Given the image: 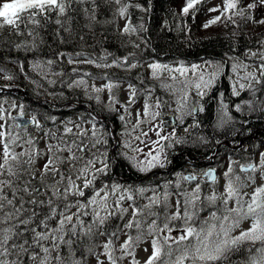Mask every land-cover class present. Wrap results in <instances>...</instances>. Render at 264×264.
Instances as JSON below:
<instances>
[{"label": "trees", "instance_id": "1", "mask_svg": "<svg viewBox=\"0 0 264 264\" xmlns=\"http://www.w3.org/2000/svg\"><path fill=\"white\" fill-rule=\"evenodd\" d=\"M225 1L236 5L230 9L232 15L226 20L227 29L217 27L204 29L199 19L204 15L206 3L202 6L198 3L184 13L179 0H120L119 3L116 0H71L67 15L59 16L60 24L55 23L58 17L54 12L50 19L42 20L39 27L31 24L27 27L21 25L19 33L9 27L0 30V71L4 72L5 79L11 77L7 79V87L19 88L13 95L23 99L26 102L25 108L34 110L46 119L49 125L53 123L52 119L59 120L80 114L98 117L107 131L106 143L103 146L109 148L106 156L107 173L100 172L99 180H103L104 183L127 182L133 188L141 184L160 185L165 180L164 176H168L166 172L154 170L143 178L145 174L138 171L130 162L120 142L121 122L113 115V111L108 110L102 103L82 98L81 91L71 86L69 82L75 76L86 74L95 77L103 75L113 77L111 76L113 72L114 75H125L124 70L123 73L114 67L98 70L96 63L101 61L114 60L120 63L136 61L137 63H133L138 67L134 68L137 73L141 72L138 62L144 63L151 58L160 62L199 60L221 62L233 56L242 57L252 49L261 47L264 49L262 45L264 27L261 28L252 21L250 13L252 10L247 7L252 2ZM125 5H128L130 10V21L131 25L136 27L135 32L125 33L117 27L116 18ZM241 9H244L243 15L240 14ZM71 57H85L86 60H95V64L83 61L77 63L75 60L71 61L69 59ZM35 63L47 64L45 66L47 71L33 68ZM133 74L135 72L131 73ZM228 74L225 68L211 91L204 96V110L197 113L194 127L177 131L170 138L165 151L167 159L174 158L175 171L184 168L187 159L197 167H202L214 163L215 156L221 154L237 155L242 161H251L256 157L258 150L264 147V74L259 83L255 84L253 95L244 90L235 96ZM1 86L5 85L1 84L0 88ZM252 96L254 107L244 106L238 111L232 106L234 102L236 105L247 102ZM222 100L230 104L228 110L234 119L226 124L227 127H224L225 125L219 127L217 124L219 103ZM86 107L89 111L85 109ZM204 141L205 144H198ZM79 145V148H83L80 142ZM91 154L84 153L82 158L90 157ZM77 156L81 157L78 153ZM61 158L67 159L64 155H61ZM82 158L75 164L58 163V169L66 177L73 176ZM166 166L168 167V164ZM33 167L29 170L36 174ZM52 178L49 175L48 180H44V185L54 184L55 182H51ZM24 179L30 180L31 186L42 184L39 182L40 177L32 179L25 175ZM16 187L22 188L23 183H18ZM18 194L25 201L27 194L23 192ZM48 197L39 195L37 199ZM52 199L56 207V216L50 217L48 208L49 210H45L41 217L32 218V222L27 226L29 229L49 231L56 228V221L64 211L65 203L71 200V196H68L67 201L61 198L58 203H55L56 197ZM163 212V209H157L158 214ZM119 218L120 213L114 211L103 225L91 228V231H88L89 225L79 226L75 232L72 231L73 228L67 226L63 238L65 241L70 240L71 244L60 241L55 251H51L53 243L48 239L42 240L40 245L32 243L33 234L29 231L25 236L29 240L28 251L20 255V264H32L34 262V259H31L32 255H38V259H35L38 261L42 255L44 257L41 245L50 249L47 254L48 264H88L89 252L96 247L97 230L103 231L102 234L113 239L114 236L110 234L120 227L117 225ZM42 220L47 224V229L40 225ZM139 227L144 229V222ZM134 229L130 228L131 233ZM81 246H84L83 250L80 249ZM249 248L254 249V245L250 243L242 245L239 251L233 253L231 264H245ZM8 258L11 260L16 257Z\"/></svg>", "mask_w": 264, "mask_h": 264}, {"label": "rangeland", "instance_id": "2", "mask_svg": "<svg viewBox=\"0 0 264 264\" xmlns=\"http://www.w3.org/2000/svg\"><path fill=\"white\" fill-rule=\"evenodd\" d=\"M179 1L182 2L181 6L183 8L186 7L189 2H191L193 6L198 3L199 6H202L206 3L207 6L203 11L204 15H202L199 19L201 27L204 29H211V27L227 29L226 20L231 18L232 13L227 7L228 3L225 0ZM0 2H2V0H0ZM249 2L256 5L251 9L252 12H250L252 15V21L259 27H264V23L259 22L264 20V5L260 4V0H249ZM213 8H217L218 10L210 11V9ZM217 16L220 17V20L209 24L208 27L204 26L210 20H215ZM262 45L264 46V42ZM69 59L71 61L75 60L77 63L86 60L85 57H71ZM153 63H158L167 67H162L161 69L156 70L157 75L154 76L153 69L149 67V65ZM132 64L134 63H128V61L123 63H114V60L97 62L96 65H101L100 67H96L98 70H107L114 67V69H117L120 72H123L122 70H124L125 75H114V72L111 75L113 77L107 75H103V77L90 76L89 74L79 75L73 77L69 84L81 91L80 93L82 98L102 103V105H104L108 110L113 111V115L117 116L121 122L119 135L120 142L124 146V151L129 156V160L132 165L147 177V173L159 170L160 168H165L156 166L147 171L142 170L147 165V162L151 160L152 156H157L159 154V158L165 161L164 165L168 164L172 160V158L167 159L165 151L170 139L162 140L160 139V136H168L172 138L173 133L175 134L177 131H181L183 129L189 130L191 127H194L196 114L204 110V96L211 91V88L215 85L217 78L225 68L228 70V76L231 79L234 96L235 94L242 93L244 90H248V92L253 95V88H255V84L259 83L264 74V69H261V65L264 64V49L263 47L252 49L242 57L233 56L228 60L221 62L214 60H201L194 63H188L181 61L160 62L149 60L146 65H144L147 75H144L141 70V72L136 73L134 69L135 67H130ZM103 65L112 66L104 67ZM193 65H197L198 67L193 69ZM233 65H236L235 69H233ZM45 66H47V64H33V68H41V70L47 71ZM175 69H188V71L181 74V71H175ZM32 72L43 76L35 71ZM130 72H135V74L131 75ZM213 73L218 74L213 76ZM137 74L139 75L137 76ZM201 75H203L204 81H212L209 87H203V83L200 80ZM153 78L159 80L157 88L154 86H145L147 80H153ZM80 81H83V83H80ZM108 83H112L113 85H116V87H113L112 90L109 91L104 88V85ZM197 84H201V88L198 89L196 87ZM241 85H243V87H241ZM96 88H101L103 90L96 92ZM133 90L135 91L134 96L132 95ZM201 93H203V95H201ZM19 101V99H13L8 96L2 100L1 104L3 106L8 105L9 107L5 106L6 108L4 113L0 117V125H4L3 128H0V132H6L10 135V137L18 138V146H14V150L17 153L25 150H36L43 153L35 158L33 163L34 167L33 165L31 166L34 171L40 174L43 170L44 164L52 155V152H55L57 147L65 148V145L70 146L76 156L78 153L81 156L80 159L84 156V153L85 155L92 153L90 157H86L84 159L82 158L83 160L81 161L80 166H77L78 169L83 168L87 161L93 159L96 161L95 168H101L104 166L101 164V161L106 163V156L109 150L108 147L103 146V144L106 143L105 137L107 136V131L104 130L103 123L98 120V117L93 118L89 117V115L83 116L80 114L78 116L65 117L59 120L52 119V125H49L46 119L41 118L39 123L40 127L22 129L17 126V123H15L13 118L14 114H17L20 111V108H15ZM253 101L254 96H252V99H249L247 102H241L237 105L234 102L232 106L236 110L240 111L244 108V106H249L250 108L254 107ZM157 104H159L158 107ZM146 105L149 106L147 113H145ZM219 105L220 111L218 110L219 117L217 119V124L219 127L224 125V127H227L226 124L234 120L228 110L230 104H227L222 100ZM19 106H23V111H25L24 105ZM237 106H239V108H237ZM193 108L196 109V113L195 111H192ZM85 109H88L89 111V108L86 107ZM82 111L84 110L82 109ZM156 113H159V115H156ZM169 113L174 114L176 118V122L172 128L164 126V121L166 119L163 117ZM28 114L35 116L32 112ZM9 127L10 131L7 132L5 128L8 130ZM66 127L71 128L72 132H66ZM93 131L96 132L95 135H93ZM157 132H159V136L157 135ZM82 137H84V140H82ZM29 139L34 141L32 145L27 143ZM97 141H99V143ZM79 142L81 143V146H83V151H80ZM49 145L53 146L51 151H49ZM161 148H163L162 152ZM2 153L3 145L0 144V160L3 158ZM149 153H151V155H149ZM261 153H264V147H261L258 150L256 157L253 160L243 162L240 161L239 158L231 155L221 154V156H215V162L213 165L218 170V178L217 181L213 183L205 181V179H203L202 182L200 180H184L182 178L187 176L188 173L192 176L195 174L203 177L200 172L206 171L209 167L207 164L199 168L194 167V170L188 173H177L174 176L166 174L168 176H164L165 180L162 184H141L135 190L130 189L128 187L130 185H128L127 182H123V184H119L117 182L104 183L103 180L98 179L100 172L95 173L93 184L88 188H85V177L81 176L79 179L75 178L77 169L73 172V176H71L76 185H78L84 192V195L78 196L70 194L71 200L69 201V204L75 205L77 201H79L80 204H88L87 208L82 209V211L87 212V215L79 216V219L74 216L71 223H66L63 226H60L58 223L61 218V216H59L56 221L57 226L56 228H53L57 230L55 235L63 236L65 228L67 226L73 228V225H75V229L79 226L86 227L87 225H89V229L98 228L101 225L96 220L95 211H99L101 216H105L108 213L112 214V212L116 211L120 213L119 223L117 224L120 225V227H118L117 231H114L117 235L111 239L109 236L102 234L103 231L97 230L95 243L96 247L94 250L89 252L88 264H98L97 258H99L103 264H112V261L108 259V254L104 248V245L108 243L109 239H111L112 242L110 249L111 256L115 259L116 264H136V262H138V264H146L148 258L153 254V240H157L161 247L160 257L154 262V264H173V261L181 255V250L188 244V242L185 241L180 246L173 243L171 240L165 242L163 239L164 236L169 235L167 230L164 232H152L150 234L149 227L152 225L153 221H155L159 227H163L165 217L172 215L176 211L178 199L176 195L179 194L180 190L184 191L182 192L183 197L186 194L193 193L197 185H199V195L201 200L204 197L212 195L214 192L218 195L224 194L225 184L227 182L224 174L228 171L230 163L233 169V175L239 176L240 180L244 184V186L240 188V196L246 209L247 203L251 201L252 194L255 189L264 185V171L258 170L255 173L242 171L241 166L259 164ZM61 155L69 157L71 153L67 150H64L62 153H57V156L60 159H62ZM58 166L59 165L57 163L55 167L58 168ZM95 168L90 169L87 173L88 179H92V174L95 171ZM103 173H107V170ZM248 176H253L254 182L247 180L246 178ZM58 180H60V177L57 175L55 179H51V182ZM66 185L67 181L59 184L58 187L63 190ZM113 186H118V188L113 191ZM140 189H143L144 191H140ZM97 191H100V196L96 197L98 204H89L90 199ZM105 193H108L106 206L100 202V197L104 196ZM165 193L168 195V200L167 206L165 205L163 208L164 212L162 214L157 213L158 208L155 207L157 204H153L147 209L144 207L145 205L150 204V198L153 196L159 197L160 201L164 200ZM129 195H131L133 199H128L127 197ZM120 196H124L125 198L121 200L119 199ZM201 200L198 201L199 203L197 202L198 209H200L199 204ZM117 201H119V203H117ZM159 204L160 203H158V205ZM228 207H236L235 199L229 201ZM136 208L141 209V211L135 217V222L133 223V227L135 229L131 233L130 228L126 227V225L129 221L133 220V212ZM122 209H127V211H121ZM181 211L183 212V208ZM76 212L77 208L71 207L69 211H63V214L71 215ZM211 212H216L217 215H221L224 212V206L221 201L218 200L215 205H211L206 200V205H204L201 210L197 212L191 223L197 228L207 227V225L204 224V221L210 219ZM80 221H83V224H81ZM142 222L145 224L144 229L139 226L137 227V223L138 225H141ZM171 223L169 224V227H171L173 231L170 235L172 237H176L180 234L183 221L176 220L172 224ZM252 223V217L241 220L239 226L231 232V235L238 236L241 231L249 229L252 226ZM129 236H132L133 238L139 236L140 240L131 245L128 249H122L121 246L125 243ZM55 243L58 245L60 241L57 240ZM260 246V242H256L253 251L255 248H259ZM42 258L43 256L41 259ZM36 264H39V261ZM184 264H190V261H185Z\"/></svg>", "mask_w": 264, "mask_h": 264}, {"label": "snow or ice", "instance_id": "3", "mask_svg": "<svg viewBox=\"0 0 264 264\" xmlns=\"http://www.w3.org/2000/svg\"><path fill=\"white\" fill-rule=\"evenodd\" d=\"M117 3L120 0H116ZM260 4L264 5V0H260ZM71 6V0H2L0 2V30H3L5 27H9L12 31L19 33L21 30V25L27 27L29 24L34 27H39L42 20L50 19L52 13L57 14V19L55 21L56 24H60L61 20L59 16L67 15V10ZM139 7V5H135ZM255 4H249L248 9L254 8ZM193 7L192 3L189 2L186 7L183 8V12L187 13L189 8ZM229 9L235 8L236 5L234 3L229 2L227 4ZM128 5H125L120 9L121 15L127 14ZM217 8L210 9V11H216ZM244 9L240 10V14L243 15ZM220 20V17L217 16L215 20H210L204 26L208 27L209 24L215 23ZM260 23H264V20L259 21ZM142 27V25H141ZM123 31L125 33L135 32L136 27L131 25V21L129 18L128 23L125 25ZM20 47V45H17ZM79 55V54H78ZM127 60V57H125ZM84 63H93L95 64V60H85ZM51 63V61H49ZM114 63H116L114 61ZM100 67L101 65H96ZM104 67H111L112 65H103ZM211 66V65H209ZM130 67H137L136 64L130 65ZM149 67L153 69V75H157L158 69H161L162 66L158 63L150 64ZM198 66L193 65L192 68L196 69ZM236 65H233V69H235ZM261 69H264V64L261 65ZM175 71L183 72L188 71V69H175ZM218 73H213V76ZM251 75V74H249ZM7 79H11V77H6ZM174 79V77H173ZM200 80L203 83V87H209L211 84V80L204 81L203 75L200 76ZM83 83V81H80ZM112 83H108L104 85V88L109 91L112 90ZM131 87V86H129ZM196 87L201 88V84H197ZM243 87V85H241ZM103 89L96 88V92H100ZM132 95H135V91L133 90ZM203 95V93H201ZM159 104H157V107ZM148 105L145 106V113H147ZM19 116H24L23 106H19ZM239 108V106H237ZM2 111V110H0ZM192 111H196L195 108ZM159 115V113H156ZM155 118V117H153ZM30 123L35 124L37 127H40L39 122L35 117H32ZM4 125H0V128H3ZM66 132L71 133L72 129H65ZM96 132L93 131V135ZM159 136V132H157ZM174 135V133L172 134ZM162 140H169L168 136H160ZM18 138L10 137L6 132H0V144L3 145V153L2 160H0V264H20V255L22 253H26L28 251L29 240L25 238L26 233L31 231L32 243L36 245H40L42 240L48 239L52 241L53 246L51 251H55L58 245L55 243L57 240L71 244V241H65L63 236H56V229H52L49 231H37L36 228L29 229L27 226L32 222V217L37 215L36 209L33 208L31 214L28 218H22L23 212V198L18 194L19 192H23L27 194L30 199L27 203L31 205H37L43 207L47 205L50 209V217L56 216V207L54 204V200L52 197H56L57 199H64L67 201L68 196L78 195L83 196L84 192L76 185L75 181L72 179V176H65L55 165L57 163H73L75 164L80 160V157L76 156L72 151L70 146L65 145V148L57 147L55 152H52V155L49 157L47 162L44 164L43 170L40 173V180L42 185L45 188V195L47 196L48 192H51V196L47 199H37V197L41 194V188H37L35 186H31L30 180H25L24 176L27 175L32 179H35V173L30 171L29 169L34 163V160L37 156L42 155L36 150H25L23 152L17 153L14 150V146L17 145ZM99 143V141H97ZM179 142V141H177ZM28 144L32 145L34 143L33 140L29 139L27 141ZM49 151L52 150V145H49ZM64 150H67L71 155L67 157L66 160H61L57 153H62ZM80 151H83V148H80ZM163 148H161V152ZM151 155V153H149ZM27 157V159H23ZM96 161L89 160L85 164V166L81 169L77 170L76 178L79 179L81 176H84V187L88 188L93 184L95 179L96 172H104L107 169V164L104 161H101V164L104 166L101 168H95ZM235 163V162H232ZM165 161L159 158V154L157 156H152L151 160L147 162V165L142 169L144 171L149 170L152 167L160 166L163 167ZM27 166V167H25ZM95 168V171L92 174V179L87 178V173L90 169ZM242 171H250L255 173L256 171H264V153H261L259 164H249L246 167L241 166ZM51 175L53 179L55 176L59 175L60 180L55 181L54 184L44 185V180L46 177ZM205 176L211 177L213 181L216 180L214 175V170H209L204 173ZM225 177L227 182L225 184V193L217 194L213 193L210 196L205 197L204 199L211 205H215L219 200L224 206V212L221 215H217L216 212L210 213V219L205 220L204 224L207 227H195L191 222L193 221V217L197 214V212L201 209L197 208V202L201 200L199 195L200 187L197 185L196 189L191 194H186L182 198L177 199L176 211L170 216L165 217V222L163 223V227H159L155 221H153L152 225L149 227V233L152 232H164L167 230L169 235L164 236V241L167 242L171 240L173 243L178 246L182 245L185 241L188 244L183 247L181 250V255L178 256L173 264H184L185 261H190V264H231V257L233 253L239 251L240 247L245 243H250L255 245L256 242H260V247L255 248L253 251L252 248L248 249L249 255L245 260V264H264V185L257 187L252 194L251 201L247 203L246 209L245 204L241 201L240 196V188L244 186L243 182L240 180L239 176L233 175V169L231 163L229 165L228 171L225 172ZM184 180H193L196 179L195 176L189 175L182 177ZM249 181L254 182L253 176H248L246 178ZM67 181V185L61 191L59 184H62ZM23 183L22 188H17L16 185L18 183ZM118 186H113V191H115ZM75 190V191H73ZM102 191V190H101ZM140 191H144L140 189ZM11 193V196H9ZM108 193H105L104 196L100 197V202L106 206ZM97 196H100V191H97L94 196L90 199L89 204L96 205L98 201L96 199ZM179 196V194H178ZM124 196H120L119 199H124ZM128 199H133L131 195L127 197ZM235 199L236 207L229 208L228 203L230 200ZM168 195L165 193L164 202L167 206ZM119 203V201H117ZM160 203V198L153 196L150 198V204L145 205L144 207L150 208L153 204ZM71 207H76L77 212L72 213L71 215H64L63 212L60 213L61 218L58 223L60 226L65 225L66 223H71L73 221V217L87 215V212L82 211L88 207V204H80L79 201L75 205L65 203L64 211H69ZM183 208V212L181 209ZM191 209V210H190ZM121 211H127V209H122ZM141 209L136 208L133 212V220L129 221L126 227H133V223L135 222V217L139 214ZM111 213H108L105 216H101L99 211H95V217L97 222L100 225H103ZM49 217V218H50ZM252 217L253 223L252 226L241 233L238 236H232L231 232L239 226L241 220ZM181 220L183 221V226L180 229V234L176 237H172L170 233L173 231L169 224L172 221ZM211 221V223H210ZM83 224V221H80ZM40 225H42L45 229H47V224L45 221H40ZM137 223V227H138ZM73 232H75V225H73ZM91 231V229H88ZM111 236H116V233H111ZM140 240V237L137 236L133 238L129 236L125 243L121 246L122 249H128L134 243H137ZM19 241V242H18ZM153 244V254L148 258L146 264H154V262L159 259L161 254V248L157 240L152 241ZM111 239H109L108 243L104 245L105 251L108 254V259L112 261V264H116L115 259L111 256ZM42 251L45 253V256L39 260V264H48V253L50 249L47 247H43L41 245ZM15 256V259H9L8 257ZM31 259H38V255H32ZM58 259V258H57ZM98 264H103L102 261L97 258ZM138 264V262H136Z\"/></svg>", "mask_w": 264, "mask_h": 264}, {"label": "bare ground", "instance_id": "4", "mask_svg": "<svg viewBox=\"0 0 264 264\" xmlns=\"http://www.w3.org/2000/svg\"><path fill=\"white\" fill-rule=\"evenodd\" d=\"M180 2V1H179ZM182 2H180V4H181ZM130 16H131V14H130V10L127 8V14L126 15H121L120 14V12L118 13V18H116V24H117V27L119 28V30H123L124 29V27H125V25L128 23V21H129V18H130ZM131 19V18H130ZM150 60H153L152 58L150 59ZM149 61V60H148ZM154 61V60H153ZM200 61V60H199ZM134 63H137L136 61H133ZM181 62H184V61H181ZM194 62H197V61H189L188 63H194ZM146 63H147V61H145L144 63H142V62H138V65H139V67H140V70L142 71V73L144 74V75H147V73H146V69L144 68L145 66L144 65H146ZM8 80L7 79H5V76H4V72L3 71H0V85L1 84H4L5 86H7L8 85V82H7ZM158 83H159V80H157V79H154L153 78V80H147V82L145 83V86H147V87H152V86H154V87H156L157 88V86H158ZM234 95V94H233ZM236 95V94H235ZM196 113V112H195ZM197 115V114H196ZM117 117V116H116ZM118 118V117H117ZM205 142L206 141H204V142H202L201 144L200 143H198L199 145H203V143L205 144ZM173 162H174V158H172V160H171V162H169L168 163V167L166 166V165H164L163 167H165V168H160L158 171H162V172H166L169 176H174V175H176L177 173L178 174H183L184 172H190V171H193L194 170V167H197L196 165H194L195 163H193V162H190L189 161V159H187L185 162H186V165L184 166V168H182L181 170H178V172L177 171H175L174 170V165H173ZM208 166H211V167H215L214 165H213V163L212 164H210V165H208ZM197 168H199V167H197ZM35 176H36V178H39L40 177V174L39 173H36L35 174ZM75 178H76V176H75ZM176 178V177H175ZM48 179H47V177L45 178V181H47ZM39 182H41V180L39 179ZM203 182V181H202ZM35 187H37V188H41V196L42 197H45V188H44V186L42 185V184H39V183H37V184H35L34 185ZM130 189H133V190H135L136 188H133V186H128ZM183 188V187H182ZM205 188V187H204ZM184 189V188H183ZM182 192H184L183 190H180V192H179V196L178 195H176L177 196V198H182ZM50 194H51V192H48L47 193V195L48 196H50ZM176 196H174V197H176ZM205 198V197H204ZM202 199L201 200V202H200V204H199V208L201 209L204 205H206V199ZM30 199V197L28 196V195H26L25 196V201H24V206H23V212H22V218H28V216L31 214V212H32V210H33V208H35L36 209V212H37V215L36 216H34V217H32L33 219H36V218H39V217H41L42 216V214L44 213V211L45 210H49L48 209V207H46V205L45 206H43V207H40V206H37V205H31V204H29V203H27V201ZM58 201H60V199H56V202L55 203H58ZM199 203V202H198ZM156 208H158V209H163L164 207H165V202H164V200H161L160 201V204L158 205H156L155 206ZM83 248H84V246H81L80 247V249L81 250H83ZM43 256V255H42ZM36 263H38V260H34V262L32 263V264H36Z\"/></svg>", "mask_w": 264, "mask_h": 264}, {"label": "water", "instance_id": "5", "mask_svg": "<svg viewBox=\"0 0 264 264\" xmlns=\"http://www.w3.org/2000/svg\"><path fill=\"white\" fill-rule=\"evenodd\" d=\"M15 118L17 119L19 125L22 126V127L33 124V123H30L31 118L30 117H27L25 115L23 117H20L19 115H17ZM164 118L167 119V121L164 122V125L166 127H169L170 128V127H173L174 126L175 117H174L173 114L166 115ZM209 170H214V175L217 178V169L215 167H210L207 171H209ZM205 177L207 178V180L213 181L211 179V177H208V176H205Z\"/></svg>", "mask_w": 264, "mask_h": 264}]
</instances>
